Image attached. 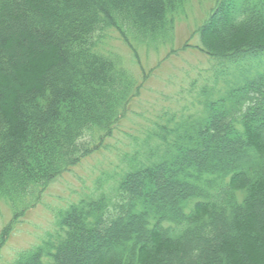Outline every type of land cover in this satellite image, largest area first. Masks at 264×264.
I'll use <instances>...</instances> for the list:
<instances>
[{
    "label": "trees",
    "instance_id": "1",
    "mask_svg": "<svg viewBox=\"0 0 264 264\" xmlns=\"http://www.w3.org/2000/svg\"><path fill=\"white\" fill-rule=\"evenodd\" d=\"M187 3L0 0L7 233L112 136L139 95L131 70L100 49L105 32L116 30L140 62L139 46L173 41ZM195 33L202 53L237 67L234 83L225 80L219 97L207 91L201 109L150 136L160 144L149 163L134 157L114 198L71 204L56 232L11 264H264V0H216Z\"/></svg>",
    "mask_w": 264,
    "mask_h": 264
},
{
    "label": "rangeland",
    "instance_id": "2",
    "mask_svg": "<svg viewBox=\"0 0 264 264\" xmlns=\"http://www.w3.org/2000/svg\"><path fill=\"white\" fill-rule=\"evenodd\" d=\"M215 4L216 0H188L185 13L176 22L173 41L158 47L139 46L140 62L116 30L105 32L100 49L120 58L131 70L141 85L139 95L130 102L112 136L103 138L99 149L52 183L41 200L14 222L9 233L5 228L12 222L13 213L5 201H0V264H11L22 251L55 233L60 212L71 204L103 194L114 198L117 180L130 168L133 158L149 163V148L160 144L152 143L150 136L166 125L171 129L175 122L181 123L201 109L199 101L206 98L207 91L219 97L229 87L225 80L234 83L235 76L240 75L235 65H220L196 47L201 41L195 31ZM219 71L227 73L217 77ZM158 148L162 152L165 146Z\"/></svg>",
    "mask_w": 264,
    "mask_h": 264
}]
</instances>
